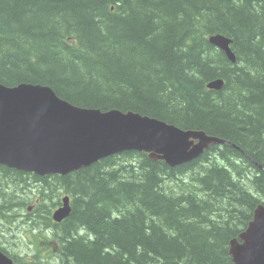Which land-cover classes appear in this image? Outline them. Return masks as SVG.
Masks as SVG:
<instances>
[{
  "label": "trees",
  "instance_id": "obj_1",
  "mask_svg": "<svg viewBox=\"0 0 264 264\" xmlns=\"http://www.w3.org/2000/svg\"><path fill=\"white\" fill-rule=\"evenodd\" d=\"M219 34L235 63L211 43ZM218 79L222 89H208ZM0 83L228 142L179 167L144 152L66 176L0 165L6 227L38 191L28 226L59 247L51 262L32 240L44 264H231L230 241L264 204V0H0ZM64 195L72 213L51 228Z\"/></svg>",
  "mask_w": 264,
  "mask_h": 264
},
{
  "label": "water",
  "instance_id": "obj_2",
  "mask_svg": "<svg viewBox=\"0 0 264 264\" xmlns=\"http://www.w3.org/2000/svg\"><path fill=\"white\" fill-rule=\"evenodd\" d=\"M210 41L236 57L231 40L215 35ZM222 79L208 85L219 91ZM228 142L204 131L184 130L132 111L77 107L50 87L0 83V165L39 176H66L102 159L126 152H144L151 160L179 167L200 158L214 144ZM72 213L69 196L53 218L63 222ZM232 264H264V204H259L247 229L230 241ZM0 264L14 261L0 250Z\"/></svg>",
  "mask_w": 264,
  "mask_h": 264
},
{
  "label": "rangeland",
  "instance_id": "obj_3",
  "mask_svg": "<svg viewBox=\"0 0 264 264\" xmlns=\"http://www.w3.org/2000/svg\"><path fill=\"white\" fill-rule=\"evenodd\" d=\"M0 176H1V172H0ZM180 183H181V187L184 188L186 181H180ZM27 192L30 194L29 199L33 201V203L30 204L28 207H32V209H34L36 202H37L36 196L38 194V191L35 187L33 189L30 188V190H27ZM35 199H36V202H35ZM26 209L22 208L18 210V213H21V214L18 217V219L15 221L17 222L16 226L14 225L13 229L11 227V229L7 230V235H8L7 241L8 242L6 243L5 248L15 252L16 256L21 259L22 264H25L26 259L30 260L31 262L33 261L36 264H44V262L39 256L30 253L31 252V248H29L30 244H32V240H35L36 249L38 250V252H41L42 257L49 256L50 261L55 262L54 260L55 256L54 254H52V252H50V249L52 247L55 250V246H52V243L49 244V241H47V239L45 238L47 234L45 236L42 235V232L46 228H40V231L37 233H35L33 229H30L28 224L24 222L26 220L24 218V215L27 214L26 212H28V210ZM54 209L55 207L53 208V210ZM51 220L54 223H56V221L53 218V215L51 216ZM6 222L7 221H5L3 217L0 216V229H1L0 238H3L5 229L7 228L4 225ZM55 252L58 253L59 251L57 252L55 250Z\"/></svg>",
  "mask_w": 264,
  "mask_h": 264
},
{
  "label": "flooded vegetation",
  "instance_id": "obj_4",
  "mask_svg": "<svg viewBox=\"0 0 264 264\" xmlns=\"http://www.w3.org/2000/svg\"><path fill=\"white\" fill-rule=\"evenodd\" d=\"M3 177V176H2ZM35 185H38V184H35ZM38 203V202H37ZM36 203V204H37ZM71 205H72V201H71ZM62 206V203H61V201H60V204L57 206V207H55V209H54V211L57 209V208H59V207H61ZM33 213H38V211H34V209H32V211H30L29 212V214H33ZM52 214H53V212L51 213V216H52ZM51 216H50V223L52 224V226H51V228H54V225H57V224H59V225H62L66 220H64L62 223H54L52 220H51ZM24 218L26 219L24 222H26L28 225L29 224H33V223H36L38 220L36 219V218H27V214H25L24 215ZM8 229H11V227L10 228H6L5 229V232H4V235H3V238H0V250L2 251V252H4L6 255H8L4 250L6 249L5 248V245H6V243L8 242L7 241V238H8V235H7V230ZM1 230V229H0ZM50 243H52V246H55V250L56 251H58V249H59V247H58V244H57V241L56 240H54V239H52V240H49V244ZM9 256V255H8ZM12 258V257H11ZM13 259V258H12ZM13 261H14V259H13ZM15 262V261H14ZM16 264V263H15Z\"/></svg>",
  "mask_w": 264,
  "mask_h": 264
},
{
  "label": "bare ground",
  "instance_id": "obj_5",
  "mask_svg": "<svg viewBox=\"0 0 264 264\" xmlns=\"http://www.w3.org/2000/svg\"><path fill=\"white\" fill-rule=\"evenodd\" d=\"M222 51V50H221ZM186 130H190V129H186Z\"/></svg>",
  "mask_w": 264,
  "mask_h": 264
}]
</instances>
